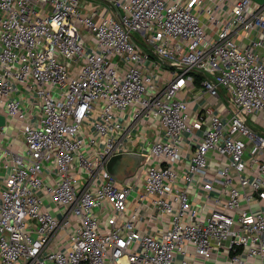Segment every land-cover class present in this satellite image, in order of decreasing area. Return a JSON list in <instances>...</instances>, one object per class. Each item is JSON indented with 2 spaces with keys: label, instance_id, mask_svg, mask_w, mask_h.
Masks as SVG:
<instances>
[{
  "label": "built area",
  "instance_id": "2783aa9c",
  "mask_svg": "<svg viewBox=\"0 0 264 264\" xmlns=\"http://www.w3.org/2000/svg\"><path fill=\"white\" fill-rule=\"evenodd\" d=\"M0 104V264H264V2L0 0Z\"/></svg>",
  "mask_w": 264,
  "mask_h": 264
},
{
  "label": "crops",
  "instance_id": "0c3cea01",
  "mask_svg": "<svg viewBox=\"0 0 264 264\" xmlns=\"http://www.w3.org/2000/svg\"><path fill=\"white\" fill-rule=\"evenodd\" d=\"M0 112H4V107L1 104ZM23 139L19 121L16 118L8 117L6 126H0V152L3 146L17 147ZM1 160L0 153V166L2 164Z\"/></svg>",
  "mask_w": 264,
  "mask_h": 264
},
{
  "label": "rangeland",
  "instance_id": "374dc122",
  "mask_svg": "<svg viewBox=\"0 0 264 264\" xmlns=\"http://www.w3.org/2000/svg\"><path fill=\"white\" fill-rule=\"evenodd\" d=\"M254 124L256 128H260L258 124ZM113 163L115 173L120 178H126L127 176L134 174L137 170L136 158L129 154H125L121 159L114 161Z\"/></svg>",
  "mask_w": 264,
  "mask_h": 264
},
{
  "label": "water",
  "instance_id": "95a60500",
  "mask_svg": "<svg viewBox=\"0 0 264 264\" xmlns=\"http://www.w3.org/2000/svg\"><path fill=\"white\" fill-rule=\"evenodd\" d=\"M260 2H264V0H258ZM7 115L4 112H0V126H6L7 124ZM125 154H129L132 155L136 158V164L137 167L138 165L144 160L145 156L140 153V152H135V151H130V152H123V153H117L115 155L112 156V158L109 160L108 162V168L110 169V171H112L114 174L115 173V168H114V161H117L119 159H121ZM117 175V174H116ZM129 175V174H128ZM118 176V175H117ZM119 177V176H118ZM120 178V177H119Z\"/></svg>",
  "mask_w": 264,
  "mask_h": 264
}]
</instances>
